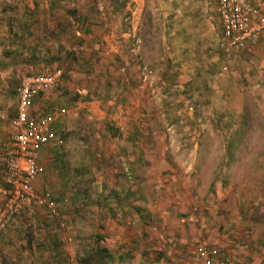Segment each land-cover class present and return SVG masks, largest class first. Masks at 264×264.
Segmentation results:
<instances>
[{
  "label": "rangeland",
  "instance_id": "374dc122",
  "mask_svg": "<svg viewBox=\"0 0 264 264\" xmlns=\"http://www.w3.org/2000/svg\"><path fill=\"white\" fill-rule=\"evenodd\" d=\"M163 17L160 0H0V113L13 115L22 77L58 73V88L36 100L63 137L45 150L41 187L66 200L69 232L30 204L3 233L0 264H70L68 252L77 261L96 243L109 264L189 263L205 245L187 235L198 206L264 203V92L241 94L226 126L222 95L194 71L179 78ZM217 72L209 85L224 80ZM183 226L182 248L171 247Z\"/></svg>",
  "mask_w": 264,
  "mask_h": 264
},
{
  "label": "crops",
  "instance_id": "0c3cea01",
  "mask_svg": "<svg viewBox=\"0 0 264 264\" xmlns=\"http://www.w3.org/2000/svg\"><path fill=\"white\" fill-rule=\"evenodd\" d=\"M215 1L160 0V5L164 16L163 28L166 29L167 50L177 67L181 66L183 68L181 71H186L179 78H185V82L189 79L186 73L194 71V75L190 76L200 78L199 84L206 92L209 93L210 89L213 96L222 95L220 105L224 103L222 107L224 124L231 126L233 112L238 115L240 112L241 94L248 97L246 99L255 100V94L264 92V34L250 49L234 50L231 53L223 52L219 46L221 28L214 13ZM223 65L228 69L224 80L214 81V85H209L210 82L206 78H215L216 72ZM233 100L236 101L232 106L224 102ZM37 101L33 103L31 111L34 115H42L37 110ZM233 108H237L236 111H233ZM13 115L0 113V145L7 137L8 123ZM55 129L52 125L54 137L59 140L60 135L55 133ZM52 144L45 150L51 148ZM45 150L41 152L38 161L39 172L34 182L37 192L48 191L46 186L41 187L46 166L44 158L48 151ZM1 169L0 163V171ZM1 204L0 196V207ZM213 206L215 207L208 214H205L199 206L194 210L195 213L188 220L189 242H203L207 247L218 248L223 255L239 264H264V203L220 201ZM255 207H259L257 212ZM157 215L160 216V213ZM165 220L164 218L162 221ZM185 229L186 227L183 226L175 230L176 232L172 233V242L169 237L167 238L171 247L182 248V242L186 237L183 232ZM165 234L168 232L163 235ZM177 234H179V240L176 239ZM182 264L202 263L191 256L189 263L182 262Z\"/></svg>",
  "mask_w": 264,
  "mask_h": 264
},
{
  "label": "built area",
  "instance_id": "2783aa9c",
  "mask_svg": "<svg viewBox=\"0 0 264 264\" xmlns=\"http://www.w3.org/2000/svg\"><path fill=\"white\" fill-rule=\"evenodd\" d=\"M214 13L221 28L219 46L225 53L255 46L264 34V0H216ZM228 69L221 66L217 77H224ZM58 88V73L22 77L14 89L15 108L8 123V134L0 145V240L4 232L17 228L20 216L28 205L42 207L56 219L58 228L66 235L67 224L59 213L64 204L55 201L50 193L36 192L34 182L38 174L40 154L52 143L60 145L52 130L49 115H34L31 107L35 100H46ZM62 116L65 108L55 110ZM66 242L70 243L67 236ZM70 264H77L67 253ZM195 260L202 264H239L226 257L218 248L199 245Z\"/></svg>",
  "mask_w": 264,
  "mask_h": 264
},
{
  "label": "trees",
  "instance_id": "16d2710c",
  "mask_svg": "<svg viewBox=\"0 0 264 264\" xmlns=\"http://www.w3.org/2000/svg\"><path fill=\"white\" fill-rule=\"evenodd\" d=\"M84 100H86V102H87V101H89V98L85 97ZM42 115H46V114H42ZM62 138H63L62 135L59 136L60 147L63 145V139ZM55 161H57V163L60 162V160L57 158V156L55 158ZM58 168L61 169L62 166H60ZM75 170H77V169H75ZM77 171L80 172L79 169ZM61 172H63V169H61ZM63 175H64V173H63ZM62 178L67 180V175L65 174V176H63ZM41 192H43V191H41ZM46 192H48V191H46ZM50 195H51V193H50ZM77 195H79V194L75 193L73 195V198H72L74 200L73 202H76V200L78 199ZM55 201H59V200H55ZM139 211H140V208L137 205H134L133 212L135 213V212H139ZM97 239H98V241L100 240L99 237H97ZM76 260H77V264H109V262L111 261V256L109 255L108 251L105 248L97 246V243H96V245L93 248H88L87 251L82 250L80 252V254L77 255Z\"/></svg>",
  "mask_w": 264,
  "mask_h": 264
}]
</instances>
